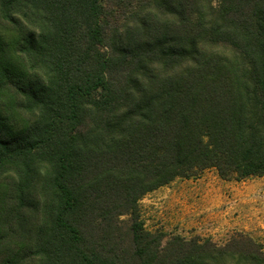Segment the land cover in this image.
Segmentation results:
<instances>
[{
    "label": "trees",
    "instance_id": "1",
    "mask_svg": "<svg viewBox=\"0 0 264 264\" xmlns=\"http://www.w3.org/2000/svg\"><path fill=\"white\" fill-rule=\"evenodd\" d=\"M264 176V0H0V264H264L140 202Z\"/></svg>",
    "mask_w": 264,
    "mask_h": 264
},
{
    "label": "rangeland",
    "instance_id": "2",
    "mask_svg": "<svg viewBox=\"0 0 264 264\" xmlns=\"http://www.w3.org/2000/svg\"><path fill=\"white\" fill-rule=\"evenodd\" d=\"M140 210L150 232L197 236L220 246L243 233L264 247V176L223 180L216 170H207L146 195Z\"/></svg>",
    "mask_w": 264,
    "mask_h": 264
}]
</instances>
